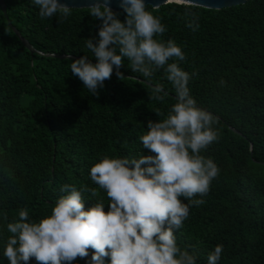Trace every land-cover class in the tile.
I'll return each instance as SVG.
<instances>
[{
	"label": "trees",
	"instance_id": "trees-1",
	"mask_svg": "<svg viewBox=\"0 0 264 264\" xmlns=\"http://www.w3.org/2000/svg\"><path fill=\"white\" fill-rule=\"evenodd\" d=\"M5 2L8 20L0 9V210L7 219L0 216V264H8L2 255L6 223L18 219L20 208L38 220L65 194L64 184L98 188L89 172L104 155L149 154L139 139L147 121L165 118L176 102L163 68L148 78L132 71L127 59L122 76L114 69L99 95H92L71 73V61L53 55L86 53L95 62L85 38L97 34L100 20L87 8H73L67 20L42 19L30 0ZM147 7L166 25L158 38L174 39L185 52L180 66L192 74L189 87L198 105L218 117L219 138L202 154L220 173L205 203L190 207L176 230L177 243L196 254L198 264H207L217 244L224 246L218 264H264V0L220 10L195 8V31L186 26L182 6ZM156 83L167 92L162 101L149 98ZM82 195L85 209L95 200L108 201L103 189ZM87 260L77 257L74 264ZM28 264L39 262L33 258Z\"/></svg>",
	"mask_w": 264,
	"mask_h": 264
},
{
	"label": "clouds",
	"instance_id": "clouds-1",
	"mask_svg": "<svg viewBox=\"0 0 264 264\" xmlns=\"http://www.w3.org/2000/svg\"><path fill=\"white\" fill-rule=\"evenodd\" d=\"M30 3L42 19L62 21L73 15L67 0ZM159 4L182 6L186 26L193 31L199 27L192 11L200 6L199 0H162L155 5ZM146 5L145 0H119L120 11H114L110 0H89L87 14L100 20L97 34L85 38L95 62L86 53L68 59L71 73L94 96L114 69L122 76L126 59L127 66L144 77L164 69L176 102L165 118L147 121L139 139L150 153L104 155L89 172L98 188L64 184L65 194L38 220L30 218L26 207L20 208L18 219L6 223L2 255L8 264H28L33 258L39 264H74L77 257L88 258L87 264H106L105 257L107 264H198L196 254L177 243L176 230L189 217L191 206L205 203L203 197L220 173L214 160L202 154L219 138L214 127L218 117L198 105L189 87L192 74L180 66L185 52L174 39L158 38L166 25ZM166 96L162 84L152 86L150 99L162 101ZM98 189L106 193L107 203L98 199L85 209L82 193L95 196ZM0 216L7 219L3 210ZM223 251V244L215 245L207 264H218Z\"/></svg>",
	"mask_w": 264,
	"mask_h": 264
},
{
	"label": "water",
	"instance_id": "water-1",
	"mask_svg": "<svg viewBox=\"0 0 264 264\" xmlns=\"http://www.w3.org/2000/svg\"><path fill=\"white\" fill-rule=\"evenodd\" d=\"M249 0H199L200 6L203 8H208V9H224V8H229L232 6H237L246 3ZM111 2V7L114 11H120L119 9V0H110ZM146 6H151L152 8H159L162 5L165 4H159L155 5L157 3L162 2V0H145ZM67 3L70 6H73L74 9H84L87 8L89 0H67ZM0 9L6 19L8 20V15H7V6L5 0H0ZM9 25L11 26L12 30L15 32V34L22 40L23 44L25 47L30 50L31 52H35V50L32 48V46L29 44L27 40L21 37V34L18 32V30L11 25V23L8 21ZM53 57L57 58H78L74 56H67V55H53Z\"/></svg>",
	"mask_w": 264,
	"mask_h": 264
},
{
	"label": "rangeland",
	"instance_id": "rangeland-1",
	"mask_svg": "<svg viewBox=\"0 0 264 264\" xmlns=\"http://www.w3.org/2000/svg\"><path fill=\"white\" fill-rule=\"evenodd\" d=\"M23 103H26V98H25V99H23Z\"/></svg>",
	"mask_w": 264,
	"mask_h": 264
}]
</instances>
